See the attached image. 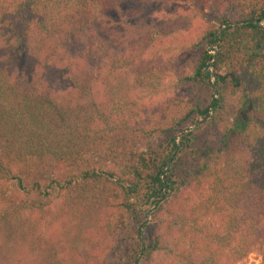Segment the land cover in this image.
<instances>
[{"label":"trees","instance_id":"obj_1","mask_svg":"<svg viewBox=\"0 0 264 264\" xmlns=\"http://www.w3.org/2000/svg\"><path fill=\"white\" fill-rule=\"evenodd\" d=\"M149 1L0 0V264H38L24 255L46 249L51 201L81 205L90 190L112 211L93 264H140L161 245L155 237L144 247L140 228L155 233L162 215L177 217L162 264H235L251 251L264 264V0H213L237 12L218 15L190 45L201 53L175 85L208 99L178 116L133 106L168 68L149 70L142 48L114 54L98 35L109 12ZM74 43L82 49L70 54ZM142 189L147 222L131 202ZM31 215L40 228L26 226Z\"/></svg>","mask_w":264,"mask_h":264},{"label":"rangeland","instance_id":"obj_2","mask_svg":"<svg viewBox=\"0 0 264 264\" xmlns=\"http://www.w3.org/2000/svg\"><path fill=\"white\" fill-rule=\"evenodd\" d=\"M236 12L237 8L234 5L228 7L215 5L213 0H150L143 6L128 2L118 11L109 12L99 24L98 35L114 54L136 52L142 48L143 65L148 66L149 70L162 66L168 68L164 74L154 76L156 81L149 91L134 99L136 101L133 104L134 108H137L140 102H148L164 108L169 116H178L197 101L205 103L208 99L206 91L199 93L196 88L186 85L177 87L176 77L179 69L191 56L201 53L202 47L192 49L190 46L196 38L203 31L213 27V21L218 15L233 16ZM160 27L164 28V34L150 35V32ZM80 49L82 47L74 43L68 47V52L77 54ZM133 75L135 72H129L121 80H116L120 88L114 92L113 99H116V96H124V88L130 86ZM142 123L143 120L139 124L135 122L134 127L138 128ZM207 130L208 127L202 125L196 133L199 135ZM86 159L91 162L96 157L87 153ZM92 193L90 190L83 194L81 205L71 200L51 201V212L47 211L44 226L34 224L31 215L26 226L42 227L41 231H44L43 235H46L49 243L44 251L34 257L26 254L24 257L38 264H93L95 260L103 259L94 246L98 243L96 232L100 220L112 217V211L110 207L106 209L100 207L95 198L93 200L91 197ZM106 195L109 196L112 205L119 201L118 196L113 197L112 193ZM146 199L144 189L140 191L139 197L131 199L138 210L137 215L139 218H145V222L149 218L152 206ZM162 218L160 228L155 233L144 226L140 228L139 237L144 247L148 240L155 237H158L161 244L160 248L149 256L139 257L140 264H162L169 258L166 248H172L171 240L177 217L162 215ZM28 247L25 246L24 250ZM260 257L259 251H251L235 264H258Z\"/></svg>","mask_w":264,"mask_h":264}]
</instances>
